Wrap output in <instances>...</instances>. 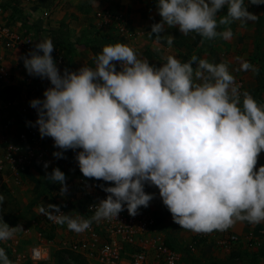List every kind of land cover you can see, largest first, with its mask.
<instances>
[{
    "label": "clouds",
    "instance_id": "clouds-1",
    "mask_svg": "<svg viewBox=\"0 0 264 264\" xmlns=\"http://www.w3.org/2000/svg\"><path fill=\"white\" fill-rule=\"evenodd\" d=\"M156 7L161 20L151 25L150 38L169 46L175 37L165 34L167 29L196 33L201 43L229 40L233 22L243 25L259 18L247 10L245 0H157ZM225 8L226 15L218 17ZM54 50L52 40L45 39L21 57L29 76L51 85L43 99L29 102L37 119L26 123L38 128L42 139H53L57 160L79 149L78 168L85 178L105 182L97 186L107 196L94 206L90 219L72 217L55 204L41 206L47 219L83 233L93 221L117 219L125 208L135 217L155 198L146 193L147 185L159 190L176 224L196 233L264 222V165L256 168L264 152V105L240 91L226 63L196 55L182 62L169 55L156 65L117 42L102 47L95 67L61 71ZM238 59L237 71L259 73ZM50 163L43 164V178L59 183L64 196L66 176L59 167L47 172ZM4 199L0 194V206ZM20 231L22 225L10 227L0 217V241ZM0 264H12L4 248Z\"/></svg>",
    "mask_w": 264,
    "mask_h": 264
},
{
    "label": "rangeland",
    "instance_id": "rangeland-1",
    "mask_svg": "<svg viewBox=\"0 0 264 264\" xmlns=\"http://www.w3.org/2000/svg\"><path fill=\"white\" fill-rule=\"evenodd\" d=\"M9 1L12 3L11 0ZM29 2L24 0V2L22 1L23 5H18L17 2L12 6H14L16 12L27 14L26 8L29 9L30 13L33 6V3L29 4ZM56 4L60 8L61 12L59 13L62 16L57 24L53 22L57 17L56 11L48 8L50 9L49 15L43 19L38 18L35 21L31 17L32 13L30 14V29L35 32L36 43L43 41V39H51L55 46L52 55L62 54L65 58V67L72 71H76L84 65L95 67V56L102 51L104 45L121 42L134 49L138 58H148L154 63L159 61L160 64H163L169 55L180 59L182 62L187 61L193 55L200 59H206L210 63L224 62L228 65L230 73L235 77L236 83L243 82L244 86L240 91L247 90L253 97L256 96L255 90L259 83V73L237 71V69L240 67V59L238 58L249 61L259 70L264 63V4L251 5L249 0H245V5L248 6L247 10L259 18L256 22H248L243 25L239 21L233 22L230 25L233 36L229 40L217 37L214 40H204L201 43L202 38L196 33L183 35L177 28H171L167 29L165 34L175 37L172 46L167 45L166 41L157 44L155 37L150 38L149 35L151 25L161 20L156 7L157 0H58ZM104 10L111 14L112 19L122 14L123 20H126L128 34L119 33V29L116 26L114 27V24L99 23L97 13ZM226 12L227 9L225 8L218 14V17L226 15ZM28 14L25 15L26 19ZM61 16L59 15L58 19ZM222 30H224L223 27L218 29V31ZM77 52L82 56V58H79V63L75 62L79 56ZM79 59L77 60L79 61ZM12 72L14 78L10 82L24 91L25 87L22 84V77H20L18 70L14 69ZM4 85L5 83L0 80L1 89L7 86ZM258 98L260 99L258 103L264 105V92L260 93ZM6 108L8 107L4 106L0 99V127L5 121L9 122L10 117H15L12 115V110H6ZM55 151H58V149ZM78 151L80 150L66 151L64 153L66 159L57 160L53 155L51 156L52 160L47 172L50 173L54 167H59L65 174L68 183V192L65 196L56 194V188L51 187L52 182L43 178L45 176L44 170L37 169L24 178L14 181L8 174L5 177L0 174V194L5 197L3 205L0 206V217L10 227L19 224L22 225L23 229V231L15 234L19 240L18 253L23 255L34 245L44 247L50 252L46 262L35 264H89L61 249L62 237L66 234L67 225L52 227L49 219L41 213L42 205L55 204L59 205L65 214L76 217V203L81 199V191L84 188L78 183L76 174L83 177L89 191L95 192L99 197L106 198L107 193L97 186L101 183L98 184L97 180L85 178L81 171H78V173L70 170L69 159L73 156L75 158ZM258 162L264 165V152L260 153ZM105 186L112 185L106 184ZM145 191L146 193L156 194L155 198L149 203L148 208L158 216L161 224L165 225L168 232V244L181 254L182 264L228 263L226 261L229 260V256L227 257L223 253L216 252V250L204 253L201 249L198 250L195 246H192L196 234H215L219 236L236 231L244 232L247 228L248 230L242 233L243 236L251 235L252 230L254 231L253 236H256L261 229L264 230V222L252 225L245 221L237 222L226 231L196 233L181 228L173 221L172 215L163 204L157 188L146 185ZM191 246L192 248L189 250ZM5 247L0 242V248L5 249L12 264H34L27 258L18 261L16 256L11 255L8 248ZM195 250H198L196 251L198 252L197 255H195L196 252L193 254ZM234 252L240 254L243 258L236 259L231 264H264V255H262L264 253V239L258 248L246 243L245 245L241 244Z\"/></svg>",
    "mask_w": 264,
    "mask_h": 264
},
{
    "label": "built area",
    "instance_id": "built-area-1",
    "mask_svg": "<svg viewBox=\"0 0 264 264\" xmlns=\"http://www.w3.org/2000/svg\"><path fill=\"white\" fill-rule=\"evenodd\" d=\"M11 2L0 0V80L7 86H16L10 80L14 78L12 70L17 69L25 89L23 91L19 87V93L13 99H7L3 94L4 88H0L1 102L8 107L6 110H12V115L15 116L10 117L9 122L5 121L0 127V174L4 177L8 174L14 181L24 178L37 169L45 171L43 164L52 160L51 156L56 148L52 138L42 139L38 128L28 126L26 123L28 121L34 123L37 119V113L30 107L29 102L34 98L43 99V92L51 85L47 79L32 77L26 72L21 57L34 47L36 36L30 29L25 14L16 12L11 6L16 1L11 0ZM42 15L47 17L49 13L44 11ZM122 17L121 14L112 19L111 14L104 10L97 13L98 20L97 18L96 20L101 24L102 22L106 25L114 24V27L119 29H117L119 33L128 34L126 20L124 21ZM53 58L62 71L65 68L64 56L56 54ZM238 84L241 90L244 86L243 82ZM69 167L73 171L79 167L74 156L69 159ZM256 168L258 170L259 166ZM76 177L78 183L84 187L82 190L84 193L81 191V199L76 203L75 216L80 214L84 219H90L95 212L94 206L105 198L89 191L82 176L76 175ZM66 184L68 186L67 181ZM51 187L56 188V194L61 196L59 183L52 182ZM49 223L52 227L59 226L51 220ZM253 232L252 230L251 235L243 237L233 233L219 236L196 234L192 246L197 248L214 241L217 247L226 252H232L246 243L258 248L264 239V230L261 229L256 236H253ZM62 239V250L89 264H182L181 254L168 245L161 222L144 207L139 209V214L135 217L130 216L125 208L117 219L93 221L91 228L83 233H75L67 229ZM0 242L8 248L11 255L16 256L18 261L27 258L35 264L44 263L49 258V250L39 245L32 246L23 255L18 253L19 240L15 235L7 241Z\"/></svg>",
    "mask_w": 264,
    "mask_h": 264
},
{
    "label": "crops",
    "instance_id": "crops-1",
    "mask_svg": "<svg viewBox=\"0 0 264 264\" xmlns=\"http://www.w3.org/2000/svg\"><path fill=\"white\" fill-rule=\"evenodd\" d=\"M22 1L24 2V0H16V3L18 4V5H23V3H22ZM26 2H28V1H30L29 2V4H32L33 6H32V8L30 9V13H29V9L28 8H26V13L28 14V16H27V19L29 20L30 19V14L32 13V18L36 21V19H43L44 17L42 16V13L44 12V11H47L48 13L50 12V9L53 11V10H55L56 11V14H57V17L53 20V22H54V24L56 23H58L61 19H62V16H61V13H59V12H61V10H60V8H59V6L56 4L57 3V1L58 0H25ZM48 8H50V9H48ZM27 14H25V15H27ZM61 16L59 19H58V16ZM43 40H45V39H43ZM71 41H73V40H71ZM166 49H168V48H166ZM230 51V50H229ZM78 54L77 55H79L78 56V58L77 59H79V58H82V56H80V53L79 52H77ZM164 55H166V54H164ZM75 59H76V57H75ZM75 60V62H77V63H79L80 62V59H79V61L78 60ZM148 59V58H147ZM149 62L151 63V64H156V65H159L160 64V62L159 61H157V63H154V62H152L151 60H149ZM258 85V84H257ZM257 87V86H256ZM264 92V89L261 91V93H263ZM256 94V96H254V98L256 99V101L257 102H259V98H258V96H259V94H257V93H255ZM262 165V163H260V162H258V164H257V166H261ZM147 209L149 210V212L154 216V217H156L157 219H158V216H156L151 210H150V208H148L147 207ZM164 214H165V216H167V214L164 212ZM159 220V219H158ZM162 229H163V231L165 232V234H166V238H168L167 237V230H166V227H165V225H162ZM248 229L246 228V230L243 232V231H236V232H233V234H235V235H237V236H239V237H242L243 236V234L242 233H245L246 231H247ZM167 243H168V241H167ZM169 245V244H168ZM172 248V247H171ZM239 248V247H238ZM197 249L199 250V249H201L204 253L206 252V251H212V250H216V252H220V253H223V254H225V255H227V257L231 254V251H229V252H226L225 250H223V249H220L219 247H217L216 246V243L214 242V241H212L211 243H209V244H202L201 246H199V247H197ZM175 250V249H174ZM198 250H195L194 252H193V254L196 252V251H198ZM175 251H177V250H175ZM251 251V250H250ZM178 252V251H177ZM233 252V251H232ZM198 254V252H196L195 253V255H197Z\"/></svg>",
    "mask_w": 264,
    "mask_h": 264
},
{
    "label": "trees",
    "instance_id": "trees-1",
    "mask_svg": "<svg viewBox=\"0 0 264 264\" xmlns=\"http://www.w3.org/2000/svg\"><path fill=\"white\" fill-rule=\"evenodd\" d=\"M12 6V5H11ZM13 8H14V6H13ZM198 40H199V38H197ZM259 75H260V78H259V83H258V85H257V87H256V93L257 94H260L261 93V91L264 89V63L262 64V66H261V68H260V70H259ZM19 93V88L18 87H16V86H7V87H5L4 89H3V94H4V96L7 98V99H13L17 94ZM74 171L75 172H78V171H80V169L79 168H77V169H74ZM79 173V172H78ZM98 182V184L99 183H105V182H103V181H97ZM106 185V184H105ZM262 255H264V253L262 254ZM79 258V257H78ZM243 257L240 255V254H238V253H236V252H231V254L229 255V260L228 261H226V262H228L227 264H231L232 262H234V260H236V259H242ZM81 259V258H80ZM83 260V259H82ZM83 261H85V260H83ZM87 263V262H86ZM214 264H217V263H214Z\"/></svg>",
    "mask_w": 264,
    "mask_h": 264
}]
</instances>
